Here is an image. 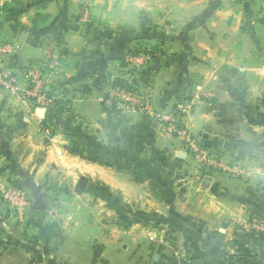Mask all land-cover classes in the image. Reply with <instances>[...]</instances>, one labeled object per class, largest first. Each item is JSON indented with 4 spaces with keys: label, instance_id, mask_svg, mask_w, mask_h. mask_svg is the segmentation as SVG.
Here are the masks:
<instances>
[{
    "label": "crops",
    "instance_id": "obj_1",
    "mask_svg": "<svg viewBox=\"0 0 264 264\" xmlns=\"http://www.w3.org/2000/svg\"><path fill=\"white\" fill-rule=\"evenodd\" d=\"M4 2L0 38L21 48L3 62L20 82L0 88V175L30 179L46 208L30 193L22 228L0 198V264H264V239L242 229L264 218L261 0ZM137 43L160 56L130 70L121 56ZM27 46L39 54L23 58ZM28 67L43 68L53 107L26 100ZM115 77L149 110L105 102ZM177 104L211 157L250 174L204 172L151 117Z\"/></svg>",
    "mask_w": 264,
    "mask_h": 264
},
{
    "label": "built area",
    "instance_id": "obj_2",
    "mask_svg": "<svg viewBox=\"0 0 264 264\" xmlns=\"http://www.w3.org/2000/svg\"><path fill=\"white\" fill-rule=\"evenodd\" d=\"M5 10L4 0H0V17ZM261 10L264 13V0H261ZM88 12V9H85ZM21 45L16 41H5L0 38V88L12 94L19 92V77L8 70L3 62L6 56L18 52ZM160 56L159 50L143 46L133 52H126L123 61L129 69L138 70ZM27 87L25 89L26 100L32 106H41L46 109L54 106V98L50 95L44 80V70L41 67H28L25 71ZM115 77L110 87L104 92L103 100L114 107L132 112H145L149 110V100L138 92L131 84H117ZM188 111V105L177 104L167 111L152 112V118L164 130L165 133L182 138L191 154L200 163L204 172L214 171L222 175L248 176L242 168L236 164L227 163L223 160L213 158L208 151L196 142L187 131L183 123V117ZM0 198L10 213L22 226H26L29 219V208L31 206L30 192L17 181L4 178L0 175ZM30 222V221H29ZM243 231L250 235L264 239V218L252 217L242 224ZM261 235V237H259Z\"/></svg>",
    "mask_w": 264,
    "mask_h": 264
},
{
    "label": "water",
    "instance_id": "obj_3",
    "mask_svg": "<svg viewBox=\"0 0 264 264\" xmlns=\"http://www.w3.org/2000/svg\"><path fill=\"white\" fill-rule=\"evenodd\" d=\"M22 57L23 58H29L31 56H35L39 54V49L36 48L35 46H27L22 50ZM23 185L28 188L30 191L34 201H33V206L37 208H46V202L44 200V196L39 193V189L31 182L30 179L27 177H24L22 179Z\"/></svg>",
    "mask_w": 264,
    "mask_h": 264
},
{
    "label": "trees",
    "instance_id": "obj_4",
    "mask_svg": "<svg viewBox=\"0 0 264 264\" xmlns=\"http://www.w3.org/2000/svg\"><path fill=\"white\" fill-rule=\"evenodd\" d=\"M142 47H143V43H137V45L135 47L131 48L130 50H128L126 52H133L136 49H141ZM152 49L153 50H158V48L156 46H154V45L152 46ZM126 82H127V80L125 78H117L116 79V83L117 84H123V83H126ZM129 86H131V84H129ZM17 184L23 187L22 183H20L18 181H17ZM259 237H261V235Z\"/></svg>",
    "mask_w": 264,
    "mask_h": 264
},
{
    "label": "rangeland",
    "instance_id": "obj_5",
    "mask_svg": "<svg viewBox=\"0 0 264 264\" xmlns=\"http://www.w3.org/2000/svg\"><path fill=\"white\" fill-rule=\"evenodd\" d=\"M143 46H145V47H151V48H152L153 45L146 44V43L144 44V43H143ZM124 54H125V53H124ZM121 59L123 60V56H121ZM123 62H124V64H125V66L128 67L127 64L125 63V61H123ZM128 68H129V67H128ZM140 69H141V68H140ZM138 70H139V69H138ZM130 82H131V81H130ZM131 86H133V85H132V82H131ZM133 87H134V86H133ZM124 111H125V110H124ZM126 112H132V111H126ZM76 124H78L77 121H76ZM166 135H168L169 138L172 137V136H173V137H176V136H174V135H170V134H166ZM168 159H170V155H168ZM26 189L28 190V188H26ZM28 191H29V190H28ZM29 192H30V191H29ZM5 208H6V210L8 211V213H9L14 219H16V218L10 213V211L7 209L6 205H5ZM27 219H29V216L27 217ZM16 221H17V220H16ZM29 223H30V222H29V220H28V222H26V226H22V225H21V227H22V228H25V227H27V225H28V226L30 225Z\"/></svg>",
    "mask_w": 264,
    "mask_h": 264
}]
</instances>
